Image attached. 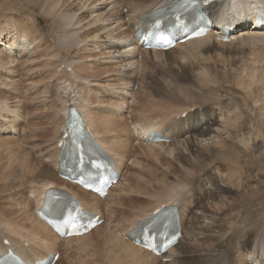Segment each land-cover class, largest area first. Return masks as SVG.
<instances>
[{
    "label": "rangeland",
    "instance_id": "rangeland-1",
    "mask_svg": "<svg viewBox=\"0 0 264 264\" xmlns=\"http://www.w3.org/2000/svg\"><path fill=\"white\" fill-rule=\"evenodd\" d=\"M116 1V9L111 12L109 6L99 0H82L83 3L79 0H0V31L9 33L17 29L16 37L21 43L18 46H22L20 39L27 44H23L25 55L13 72L0 68V107L10 106L17 110V116H14L16 129L0 135V180L7 178L14 166L18 168L27 161L24 165L30 169L29 176L33 169L42 174V179L62 185L61 178L56 175L54 159L55 141L62 126L57 112L65 98L60 93L58 81L68 77L69 70H65L63 60L75 57L74 61H77L72 66L76 65L81 76L89 79L86 87L89 85L90 90L84 95L89 117L93 120L99 118L102 122L95 127L121 160L123 181L110 194L111 206L104 205L107 231H94L83 239H69L64 245L60 238L58 251L61 259L55 263L144 264L147 261L146 264H162L159 258L151 259L144 252H137L135 257L128 256L120 239L112 235L116 228L128 229L137 217L158 205L160 199L166 198L164 195L175 188L184 211V237L171 252L174 259L168 264H238L250 246L259 244L253 238L260 239L259 245L263 244L264 248V155L261 153L264 150V80L257 76L260 67L264 68V36L241 43L234 40V45L212 44L203 48L204 41H201L192 45L189 52L169 55L152 56L137 50L133 75L122 78L118 65L123 62L108 52L123 51L121 44L112 41L128 37L131 32L126 30V36H118L120 29L112 27L115 23L107 27L105 24L109 21L105 23L103 18L110 11L111 18L120 19L119 24L122 21L127 23L131 10L138 7L133 13L135 17L137 10L147 5L148 0ZM96 14L99 18L95 20ZM62 18L75 22L74 29L68 33L77 38L74 46L62 48L53 41ZM7 75L11 84L4 79ZM76 84L77 88H82L80 82ZM106 85L112 88L107 89ZM247 85L252 86V91L247 90ZM1 86H10L8 96ZM123 90L128 97L122 99L119 93ZM181 110H185L191 119L196 112L209 120L222 118V125L228 132L227 135L223 126L221 138L224 137L226 149L214 151L216 145H203L191 152L188 142L205 136L193 135L190 130L192 135L186 136L189 140L178 133L182 124L175 114ZM117 111L119 116L114 114ZM103 117L110 120L104 122ZM151 122L175 127V133L170 135L174 143L171 147L178 146V151L170 154L165 145L151 150L137 140L133 127H144ZM109 154L116 163L114 155ZM119 175L121 178L120 171ZM23 182L22 185L11 184L9 190L0 187V212L14 210L12 217L8 215L11 222L17 219L15 212L27 209L19 206L22 197H28V191L34 187L30 179ZM77 192L86 199L91 198L80 189ZM110 210L112 212L108 213ZM19 217H22L19 223L25 226L27 234L30 233L27 230L37 228L35 223L31 227L32 221L26 219L24 213Z\"/></svg>",
    "mask_w": 264,
    "mask_h": 264
},
{
    "label": "bare ground",
    "instance_id": "bare-ground-1",
    "mask_svg": "<svg viewBox=\"0 0 264 264\" xmlns=\"http://www.w3.org/2000/svg\"><path fill=\"white\" fill-rule=\"evenodd\" d=\"M99 1H101L102 4H103V2H105L109 6L108 9L111 10V12L114 11L113 9H116V4L118 3L116 0H99ZM174 1L175 0H157V1L148 0L147 1V3H148L147 5H145L141 9L137 10L135 17H133V13H134V11H136V9L138 7H135L133 10H131V13H130L131 15L127 17V20H128L127 23L125 21H122V24L118 23V20H120V19L115 18V17L111 18L112 17L111 16L112 13H110V11L105 14V16L103 18V22L106 23L107 21H109L108 23L105 24L107 27L110 24L112 25L113 23H115L112 27L120 29V31L118 32V36H126V32H125L126 30H129L131 32V35H130L131 37L130 36H128V37L126 36V37H122L121 39H118L117 41H112L114 44H121L124 47L123 51L115 49L116 50L115 52H108V53H111L112 56L117 57L118 59H120V62H123L122 65H120V66L118 65V72H121L122 78L123 77H131L133 75V73H134L133 70L135 69L133 67L135 66L134 64L137 62L136 59L134 58V56H135V54L137 56V52H138L137 50H142L143 53L150 54L152 56H155V55H158V54L169 55V54H174V53L189 52V50H191L192 45L195 46L197 43H199L201 41H204V43L202 45V48H203V47H208V46H210L212 44H223V45L224 44H227V45L230 44V45H234V43H232V41H234V40L237 41V43H241L243 41H246L247 39L249 40L250 38H253V37L256 38V36L258 38H259V36L260 37L264 36V22H262V21H264V0H213L212 2H210V3H208L207 5L204 6V11L207 14V16L209 17V20L211 21V25H212L211 30L205 36H203V37H195V38H192V39L185 40L184 42H177L176 45L173 48H170V49H168L166 51L165 50L161 51V50H156V49H148V48L146 49L144 46H142V44L140 45L142 48L139 47L138 46L139 40L135 37V33L139 29L143 30V31H147L148 30L149 24L152 21V19L151 18H148V19L145 18L147 16V14H149L153 9L157 10V9L168 8L171 5V3L174 2ZM79 2H82V0H79ZM109 4H111V5H109ZM218 13L223 18L238 19V18L243 17V19H242L243 23L240 24V25H237L235 23L233 26H221V25H218L215 22V18H216ZM248 13H252L253 14V16H251V19L248 18ZM97 18H99L98 14H96L94 16L95 20ZM112 20H114V21L112 22ZM124 24L126 25V27H123ZM200 26H201V23L198 22V23L194 24L192 26V28L196 29V28H199ZM17 32H18L17 29L16 30H11L9 33H7V32L3 33L2 31H0V37L4 38L3 40H1V38H0V43H1L0 44V68H3L7 72H11V71L13 72L14 69L17 68L20 65L21 57L23 55H25L24 54L25 52H22V51H24V45L23 44L27 45L26 41L20 39L22 41V46H18V45H21V43H20L19 40H17V37H16L17 36ZM109 32H111V31H109ZM225 37H227V40H224ZM111 40H114V37H112ZM132 41H134L135 44ZM25 49H27V48H25ZM163 55H160V56H163ZM74 58L75 57H68V58L63 60L62 63L65 64V66H64L65 70L66 69L69 70V72L67 73L68 77H66L65 80H62V79L58 78L59 79L58 85H59V88L61 89L60 93H63L62 96H64L65 98L61 100V102H60L61 107L59 108V110L57 112L58 113V118L61 119L60 124H62V126H61V129H59V135L57 136L56 141H55L56 153H55L54 159H55V163H56L55 168L57 166L56 175L60 176V173H59L60 168H59V164H58V161H57L59 148H58L57 145H58V141H59L60 136L63 134V132L65 131V128H66V120L68 118V109L70 107V105H67V103L69 101H71L72 105L77 110H79V112H80V114H81V116H82V118H83V120L85 122V125H86L85 127L94 135V138L96 139V141L100 144V146L105 151H107L108 153L109 152L112 153L114 155V157L116 158V160H117V162H116L117 163V168H118V171H120V173H121V178L116 182L115 186H113L112 188H110L108 190V194L104 198H101L98 195H96L95 193H92V192H90L88 190L82 189L80 186H78V184H75L73 182L67 181L64 178L60 179L62 181V185L57 186V185L53 184L51 181L42 179V177H43L42 174L40 172L32 171L33 169L31 170L30 176H29L28 174H29V170L30 169H29L28 166L24 165V164L27 163V161L22 162L21 164L19 163L20 165L18 166V168H15V166H14L12 168L11 172L8 174L7 178L0 180V187H2V188L7 187L6 189L9 190L11 184H18L19 183V184L22 185L23 180L27 181L29 179L34 184V187H32L28 191V193H27L28 197H26V196L22 197V200H23L22 203H21L22 205H20L19 208H27V209H24V210L23 209H19L18 212H15V213H17L16 214L17 215L16 221H12V222L9 221L11 219L8 216V215H10V217H12L14 215V210H8V212L5 210L2 213L0 212V256L2 254H5L8 251V249H11V250L15 251L21 257V259L24 262H27V263H30V264H34V262L37 261V260H42L48 254H55V253L59 254V258H58L57 262L60 261L61 253H59V251H58V246H59V243H60V239H59L60 237L55 232H53L52 229L49 227V225L46 222H44L37 214V210L39 208H41V206H42V204L44 202L46 192L48 190H50L51 188H58L61 191L62 190L63 191L66 190L67 192H70L71 194H73L78 199V202L82 205V207L85 210H87L89 212H92V213L98 214L100 218H104L101 224L95 226L93 229H91L90 231L86 232L85 234L63 238L62 239L63 240V243H62L63 245L66 244V241L69 240V239H83V238L87 237L90 234L92 235V233L94 231H96V232L97 231H104V230L107 231V229H108L107 228V226H108L107 225L108 224V218H107V213L104 212V205L106 204L108 206H111V202L109 201L111 199L110 194L112 193V191L114 189H116L117 187L121 186V184H122V181H123V174H122V171H121L122 162H121L120 159H118L119 158L118 155L113 153L111 151V148L100 137L99 132L97 131V129L95 127L96 126L95 124L102 125V122L99 120V118L93 120V119H91L89 117L88 102H87L86 97L84 96L85 95V91L86 90H90L89 85L86 87V84L89 83V79H87L85 77L83 78V76H81V73L79 71H77L76 68H75L76 65L72 66L77 61V60L74 61ZM230 59H231V57H230ZM16 60H19L18 64H16ZM220 60H221V58H220ZM65 62H67V63H65ZM246 63H248V62H246ZM260 68H262L261 71L259 69V72H260L259 74L260 75L257 74V76L261 77V79L264 80V68L263 67H260ZM247 70H249V69H247ZM251 70L253 71V69H251ZM253 72H255V71H253ZM249 76H251V74ZM6 78H8V75L6 77H4L5 81L8 82ZM241 78H243V77H241ZM66 79H67V81H66ZM250 79L251 78L249 77V80ZM242 80H244V79H242ZM245 80H247V79L245 78ZM75 81H76V83L80 82V86H82V88L81 87H80V89L77 88V84L75 83ZM247 82L249 84V81H247ZM8 83L11 84L12 80L10 82H8ZM71 83H73V84H71ZM243 83H244V81H243ZM258 83H260L259 80H258ZM126 84H128V82ZM133 84H130V86L131 85L133 86ZM249 85H247V87H246L247 90H249L252 87V86H250V88H249ZM256 85H258V84H256ZM211 86H212V84H211ZM9 87L8 88H3V86H1L2 89L6 90V92L4 94H6L7 96H8L7 90L9 89ZM106 87H107V89H111L112 88V87H109V85H106ZM105 90L106 89L104 88V91ZM58 91H59V89H58ZM117 92H119V91H117ZM246 93H248V92H246ZM14 94L15 95H20V92H15ZM119 94L121 95L120 97L118 96L119 98L123 99L125 96L128 97V94H127V92L125 90H123ZM60 98H61V96H60ZM96 98H98V97H96ZM95 102H97V101H95ZM104 102H105V104L107 103L106 101H104ZM104 102H103V104H104ZM99 103H102V100ZM121 104L122 103H120V105ZM114 105H116V104H114ZM7 107H9V108H7ZM117 108L119 109V105L118 104H117ZM16 111L17 110L14 107H10V106H1L0 107V126H1L0 127V135L5 134L6 131H9V130L13 131L14 129H16L15 126H16L17 122L15 121V117H14V116H17ZM184 111L185 110H181V111H179L178 113L175 114V117H177L180 120L181 124H182V126H181L180 130L178 131V133L181 132V134H183L184 137H186V136L188 137L189 135H192V134L195 135L196 133L198 135H204L205 136V137H200L199 136V138H197V139H195L193 141L191 140L192 141L191 143L188 142V144H190L189 148H190L191 152H194L197 148H200L203 145H206L208 147L209 146L214 147L216 145L215 148H217V149L213 148L214 151H216V150L220 151L223 148H225L226 142H224L225 141L224 137H223V139L221 137L223 136V132H224V130L227 127L222 125V123H223V119L222 118L219 119V120L216 119V121H215V118H211L209 120V118H206V116L204 114L196 112L195 115H194V118L191 119L190 117H187V115L185 117H182V113ZM59 112H60V114H59ZM114 114H115V116L116 115L117 116L120 115L119 111L114 112ZM122 117L123 116L118 117V119L120 120ZM228 117L229 116H227V120H228ZM184 118H186V119H184ZM103 119H104L103 120L104 122H108L110 120V119H108V117H103ZM224 119H226V118H224ZM263 121H264V119H263ZM109 126H110V124H109ZM223 126H224V130H223ZM126 127H128V126H126ZM105 128H107V127H105ZM107 129H109V128H107ZM174 129H175V127L172 128L169 125H162V124H156L154 122H151V123H148V124L144 125V127H140L138 129H136V131L133 132V135L135 137H137V140L139 139L141 141H145V138H146L147 134L149 132H151V131L163 132L167 136H170V135H173L175 133ZM190 130L193 132L192 134H189ZM225 131L227 132V129ZM224 134H226V133H224ZM216 135H219L218 136L219 138H217ZM227 135H228V132H227ZM211 136H215L216 138H213ZM193 137L196 138V136H193ZM187 139H189V138H187ZM189 140H187V141H189ZM66 142H67V140H66ZM137 142H139V141H137ZM171 143H173L172 140L166 141V142H154V143L145 142V145H146L147 148H149L151 150L153 148H155V147H159L160 148V147H163L165 145L164 147L167 148V152H169L170 154H173L171 152L178 151V148H177L178 146H176L175 148H174V146L171 147ZM169 144H170V147H169ZM120 148H122V147H120ZM148 152H149V150H148ZM156 152L157 151H155V155H157ZM169 153H167L168 156H169ZM261 153H262V155H264V150H262ZM176 154H178V153H176ZM153 155L154 154H152V158L155 157V156L153 157ZM158 156H157V158H158ZM17 160H18V158H17ZM7 165H9V164H7ZM260 170H262V169H260ZM7 171H8V169L5 171V173ZM59 176H58V178H60ZM76 188L80 189L84 195H87V196L91 197L94 200L92 201L91 198H87L88 199L87 200L83 195H79ZM177 195H178L177 189H175V188L172 189L167 195H164V196H167L166 198H162V199H160V201L158 200L159 201L158 205H154L143 216L137 217L134 220L133 224H131V226L128 229H124V230H121L120 228L114 229V233H113L112 236H114L116 239H120L121 244L124 245L123 248H125L127 250L125 252L128 254V256H134L135 257V255L138 254L137 252H144L151 259L159 258L161 262L163 261L162 260L163 256L168 258V260H169L168 263H170L174 259V256H172L171 252L174 251L173 249H175L177 244H179V242L184 237L183 236V229H184V227H183V215H184V211H183V208H182L181 204L179 203L180 200L178 199ZM30 198H32L33 200L30 199ZM169 200H171L172 203L169 202ZM107 201H109V202H107ZM169 203L170 204H175L179 208L178 212H179V215H180L181 237L178 239L177 243L173 247L169 248L165 252L167 254H164V255L153 254V253L149 252L148 250L142 248L141 246L134 244L133 242H131V240L129 238H127V236H126L127 233L129 232V230H131L134 227L136 222L146 218L153 210H155L156 208L160 207L162 204H169ZM177 203H179V204L177 205ZM15 206H17V205H15ZM111 212L112 211L110 210L108 213H111ZM20 213H22V214L24 213L25 214V218L32 221L31 227H33L34 226L33 223H35L37 225V228L32 230V231H28L27 230V232H30V233L27 234L24 231V230H26L25 226L22 225L21 223H19V222H22V217H19ZM201 222H203V221H201ZM205 222H207V221L205 220ZM203 230H205V229H203ZM5 239L8 240V244L4 243ZM18 239L21 240V242H18L17 241ZM51 239H53V240H51ZM253 239H254V241L258 242L259 244L261 243L260 239L259 240L255 239V238H253ZM256 242H255V244H256ZM208 243H210V242H208ZM252 243H253V240H252ZM259 244L257 246L255 245L256 247H251L250 246L249 249L246 250L243 253L244 259L240 260L238 262V264H247V263H250V264H264V248H263V246H261L263 244H261V245H259ZM237 251H239V250H237ZM177 260H178V258H177ZM134 261L137 262V259L135 258ZM193 261H195V260H193ZM146 263H147V261L144 262V264H146ZM168 263H166V264H168ZM162 264H164V262H162ZM235 264H236V262H235Z\"/></svg>",
    "mask_w": 264,
    "mask_h": 264
},
{
    "label": "clouds",
    "instance_id": "clouds-1",
    "mask_svg": "<svg viewBox=\"0 0 264 264\" xmlns=\"http://www.w3.org/2000/svg\"><path fill=\"white\" fill-rule=\"evenodd\" d=\"M243 17L238 19L232 18H223L218 13L215 22L221 26H233L235 23H240ZM75 22L72 21L70 18H62L60 21V28L58 29L57 33L53 36L54 43L57 44L58 47H68L74 46L77 42V38L75 35H70V31L74 29Z\"/></svg>",
    "mask_w": 264,
    "mask_h": 264
},
{
    "label": "snow or ice",
    "instance_id": "snow-or-ice-1",
    "mask_svg": "<svg viewBox=\"0 0 264 264\" xmlns=\"http://www.w3.org/2000/svg\"><path fill=\"white\" fill-rule=\"evenodd\" d=\"M205 2H207V0H205ZM262 22H264V21H262ZM97 167L99 166V165H96ZM74 227H75V225H73Z\"/></svg>",
    "mask_w": 264,
    "mask_h": 264
},
{
    "label": "water",
    "instance_id": "water-1",
    "mask_svg": "<svg viewBox=\"0 0 264 264\" xmlns=\"http://www.w3.org/2000/svg\"><path fill=\"white\" fill-rule=\"evenodd\" d=\"M68 128H69V127H68V125H67V126H66V131L68 130ZM66 131H65V133H66Z\"/></svg>",
    "mask_w": 264,
    "mask_h": 264
}]
</instances>
